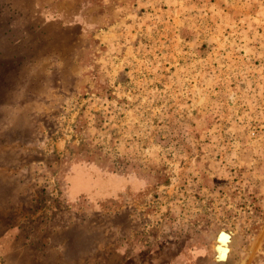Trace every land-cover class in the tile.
<instances>
[{"label":"rangeland","instance_id":"rangeland-1","mask_svg":"<svg viewBox=\"0 0 264 264\" xmlns=\"http://www.w3.org/2000/svg\"><path fill=\"white\" fill-rule=\"evenodd\" d=\"M0 261L264 264V0H0Z\"/></svg>","mask_w":264,"mask_h":264},{"label":"water","instance_id":"water-1","mask_svg":"<svg viewBox=\"0 0 264 264\" xmlns=\"http://www.w3.org/2000/svg\"><path fill=\"white\" fill-rule=\"evenodd\" d=\"M234 234L235 232L233 230L221 229L218 232L216 237V243L214 244V250H215L214 259L216 261L225 262L228 260L229 254L232 250L231 244L233 241ZM0 264H2L1 261Z\"/></svg>","mask_w":264,"mask_h":264},{"label":"bare ground","instance_id":"bare-ground-1","mask_svg":"<svg viewBox=\"0 0 264 264\" xmlns=\"http://www.w3.org/2000/svg\"><path fill=\"white\" fill-rule=\"evenodd\" d=\"M223 239H224V237H223ZM224 245V244H223Z\"/></svg>","mask_w":264,"mask_h":264}]
</instances>
